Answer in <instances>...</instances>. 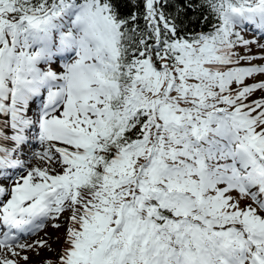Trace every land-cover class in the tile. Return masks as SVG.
<instances>
[{
	"label": "snow or ice",
	"instance_id": "6c2138e0",
	"mask_svg": "<svg viewBox=\"0 0 264 264\" xmlns=\"http://www.w3.org/2000/svg\"><path fill=\"white\" fill-rule=\"evenodd\" d=\"M261 41L264 0H0V264L65 212L56 264H264Z\"/></svg>",
	"mask_w": 264,
	"mask_h": 264
},
{
	"label": "rangeland",
	"instance_id": "374dc122",
	"mask_svg": "<svg viewBox=\"0 0 264 264\" xmlns=\"http://www.w3.org/2000/svg\"><path fill=\"white\" fill-rule=\"evenodd\" d=\"M245 39H251V35H247L245 37ZM240 48V47H238ZM237 51V49H236ZM248 54L251 56H256V57H264V53H262L260 51L259 48H257V46L255 44H253L252 46H249V50L246 52L243 48L239 49V53L240 54ZM241 65L243 66H248V65H260V64H264V59H253L251 61H249V63L247 61H241L240 62ZM260 79H264V75H256L248 80L245 81V83H249V80H251L252 82L254 81H258ZM261 93L260 92H256L254 94V97H250V99H253L255 97L260 96ZM41 162L37 161V166L40 165ZM68 212L63 213L59 220V227H53L50 224V221L46 223L45 227L43 228V233L41 234L40 231H38L37 233H35V235L33 236L34 238H27V240H25L24 242L26 244H32L34 241L36 240H40L43 239L47 242V245L50 246L51 250H49V247H35L34 249L31 250H26L23 255L28 256V259L25 260H19V264H43V262L48 259L51 260L53 262V264L55 263L54 259L56 256H59L62 249L65 247L64 244V239H65V234H66V228L68 226V221H67V217H68ZM25 239V238H24ZM56 264V263H55Z\"/></svg>",
	"mask_w": 264,
	"mask_h": 264
},
{
	"label": "trees",
	"instance_id": "16d2710c",
	"mask_svg": "<svg viewBox=\"0 0 264 264\" xmlns=\"http://www.w3.org/2000/svg\"><path fill=\"white\" fill-rule=\"evenodd\" d=\"M123 3H127V0H122ZM170 5H176V4H186L188 3V0H169ZM124 12L127 13L128 12V8L125 7ZM142 10V8H141ZM140 11V9H139ZM166 12H175V8L170 6L169 8L165 9ZM185 19V23H186V30L188 31H193V30H198L199 28H205L208 25H210V23H205L203 16L200 14V10L198 9L195 12L189 11L188 15L186 17H184ZM143 21V19H140L138 21L139 24H141Z\"/></svg>",
	"mask_w": 264,
	"mask_h": 264
},
{
	"label": "bare ground",
	"instance_id": "6f19581e",
	"mask_svg": "<svg viewBox=\"0 0 264 264\" xmlns=\"http://www.w3.org/2000/svg\"><path fill=\"white\" fill-rule=\"evenodd\" d=\"M35 162H36V160L32 163L33 166H36ZM43 231H44V230H43ZM21 243H25V242H22V241H21Z\"/></svg>",
	"mask_w": 264,
	"mask_h": 264
}]
</instances>
